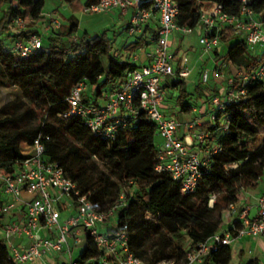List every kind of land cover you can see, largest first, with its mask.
I'll use <instances>...</instances> for the list:
<instances>
[{"label": "trees", "instance_id": "obj_1", "mask_svg": "<svg viewBox=\"0 0 264 264\" xmlns=\"http://www.w3.org/2000/svg\"><path fill=\"white\" fill-rule=\"evenodd\" d=\"M58 1L72 12H83L98 0ZM174 1L178 5L175 22L187 28H195L200 21L199 2L219 4L229 15H237L240 8L236 0ZM43 7L44 0H0V86L17 88L25 94L22 108L11 103L0 109V171L10 172L24 159L21 145L41 136L47 159L63 169L81 195L89 194L96 211H108L124 193L125 204L115 215V231L126 232L133 256L143 264H186V254L219 231L225 212L231 204H237L241 192L256 191L264 177V80L249 82L244 99L226 103L224 110L216 113L215 127H200L210 132L209 139L217 142L220 150L202 170L196 191L182 195L179 184L167 173L155 171L156 129L143 116L119 132L110 144L94 136L78 117H59L68 111L66 99L76 84L85 82L99 96L104 87L120 82L128 71L138 67L121 52L111 54L114 40L100 34L84 35L75 41L78 21L70 16L68 26L42 36L40 53L14 58L3 52L10 41L37 32L36 25L45 20ZM250 8L264 19V0H252ZM17 19L26 22L22 31L14 30ZM142 39L128 44L125 51L133 53ZM155 40L156 28L152 33ZM226 43L231 44L222 56L214 51L219 59L242 67L247 74L264 64V49L260 54L252 53L230 29L221 32V44ZM216 85L199 81L191 93L184 81H177L167 87L169 100L179 112L186 113L193 108L191 102L208 104L217 96ZM223 120L228 126L221 132ZM2 228L0 214V264H13L1 236ZM96 253L92 242L86 240L81 258ZM231 259V247L219 246L201 264H230ZM247 264L258 263L251 260Z\"/></svg>", "mask_w": 264, "mask_h": 264}, {"label": "built area", "instance_id": "obj_2", "mask_svg": "<svg viewBox=\"0 0 264 264\" xmlns=\"http://www.w3.org/2000/svg\"><path fill=\"white\" fill-rule=\"evenodd\" d=\"M236 1L240 4L237 15L224 12L219 4L199 2L200 21L195 28L176 24L178 5L174 0H98L95 5L86 7L84 13L117 10L122 16L129 15V35L155 22L156 40L145 54L146 64L128 71L120 82L104 87L99 96L94 87L85 82L76 84L66 99L68 111L59 117H78L94 136L110 144L119 132L132 126L138 116H143L155 126L156 135L162 139L155 171L167 173L179 184L182 195L193 194L202 170L208 167L220 145L209 139L210 132L199 130V118L181 122L175 117L179 109L168 99L167 87L186 80L191 70L187 57L179 59L172 52L170 37L192 34L198 29V58L207 55L213 63V68L205 66L201 70L200 81L207 84L210 79L224 85L223 94L212 97L208 103L213 108L209 124L215 127L216 113L224 110L226 103L244 99L249 82L264 80V64L247 74L242 67L214 57V51L221 47V32L225 29L241 37L252 53L264 49V19L253 13L252 0ZM43 16L41 31L36 27L37 32L10 41L3 52L14 58L40 53L42 36L56 34L60 28L55 15L43 13ZM25 24L17 19L14 28L22 31ZM136 59L133 57V61ZM227 126L228 121L223 120L219 131H226ZM20 154L24 159L10 172L0 171L1 236L13 264H31L36 259L54 264L50 256L62 257V264H143L130 252L126 232L115 231V215L125 204L124 193L108 211H96L88 200L89 194L81 195L63 169L47 159L41 136L30 144L23 143ZM212 202L211 199L209 206ZM254 205L253 217L248 216L249 208H244L235 213L228 224L223 221L217 233L186 254V264H201L211 251L219 246H231L244 237H264V194L254 197ZM235 207L236 204H231L225 214ZM86 240L95 246L96 255L74 258L73 252L84 248ZM65 255L68 258H64Z\"/></svg>", "mask_w": 264, "mask_h": 264}, {"label": "rangeland", "instance_id": "obj_3", "mask_svg": "<svg viewBox=\"0 0 264 264\" xmlns=\"http://www.w3.org/2000/svg\"><path fill=\"white\" fill-rule=\"evenodd\" d=\"M43 13L45 15H55L56 18L59 19L61 27L68 26L69 24L67 19L70 16H74L78 21L77 32L73 35V39L75 41L81 39L84 35L88 37H94L100 34H105L108 39L114 40L112 44L111 54H115V51H121V53H123L121 47L125 43L134 40V38L128 37L126 33L127 17L120 18L118 15V11H113L110 13H84L81 11L72 12L71 10H69L67 5L64 6V4L59 2L58 0H44ZM36 27L39 28L41 31L40 24H37ZM198 35V29L194 33L188 35L180 36L178 34H173L172 49L176 53V58L182 56L183 52L188 50H191L197 55L200 54V47L198 45ZM230 44L231 43L221 44V46H225V48H221L222 52L224 49L225 51H227ZM179 45L181 47L177 48ZM261 51L262 50H259L255 54H260ZM192 52L188 55V60H190L191 64L193 63L194 58V54ZM199 60L200 61L198 62V66L194 68L191 67V73L189 77L184 80L187 90L191 93H193L194 85L200 81V76L197 75V72L199 73L205 66L213 68V63L209 60L207 55L202 56V58ZM211 84L212 80L209 79L206 85L210 86ZM217 85H219L221 88H223L224 86L223 83L219 81H217ZM174 95H176V92H174ZM24 96L25 94H22L17 88L9 86H0V109L6 105H10L11 103H15L16 107L22 108L24 105ZM168 96L169 99L170 95ZM30 123L35 125L36 121L31 120ZM155 144L159 148L162 144V139L157 136L155 139ZM231 248L232 255L234 256L231 259L230 264H239L238 259H236V244L232 245ZM83 250V247L77 249V251L74 253V258H78L82 254ZM64 258H68V256L65 255ZM59 261H61V259Z\"/></svg>", "mask_w": 264, "mask_h": 264}, {"label": "crops", "instance_id": "obj_4", "mask_svg": "<svg viewBox=\"0 0 264 264\" xmlns=\"http://www.w3.org/2000/svg\"><path fill=\"white\" fill-rule=\"evenodd\" d=\"M64 6H66V4H64ZM117 10H115L116 12ZM118 15L119 17H127V21H126V33H127V22L129 19V15L127 16H122L119 11H118ZM156 28V23H148L147 25H144L141 29V31L135 35H129L127 33V36L130 38H134V40L125 43L121 48V50H123V54L124 57L127 58L128 62L134 63L138 66L140 65H144L146 64V56L145 54L147 52H149L152 47H153V43L154 41H152V33L154 32ZM139 37H142V41L141 44L137 47V49L133 52V53H127L125 51V47L130 44V43H135ZM170 43H171V49L173 47V35L170 37ZM181 46L179 45L177 48H180ZM221 48H225V46H221L219 49H217V53L220 55L223 54V52H225V49L221 50ZM121 52V51H119ZM118 51H115V54L119 53ZM172 52L175 54L176 53L173 51ZM191 50L185 51L183 52V55L177 58H182V57H187L188 59V55L189 53H191ZM127 53V54H125ZM193 53V52H192ZM194 58H193V63H190V60H188L189 63V68L191 69L194 67L198 66V62L200 61L198 56L196 53H193ZM133 57H136V61H133ZM216 59H219V57L215 56ZM209 58V57H208ZM210 60V59H209ZM220 60V59H219ZM211 61V60H210ZM197 75H201V71L198 73ZM216 89H218V91L220 92V95L223 94V88H221L219 85H216L215 87ZM191 104L193 105V107H195V110H190L189 112H179L177 111L176 114V118L181 121V122H185V121H189L192 118H199L200 119V125L202 126L203 124H209V114L212 112L213 108L212 106H210L209 104H206L205 102L202 101L201 104H193L191 102ZM204 112V113H202ZM199 130L200 127H199ZM264 194V177H262V179L260 180L259 183V187L256 191H252V192H244L241 196L240 199L238 200L235 210L231 211L229 214H225L224 215V222L228 224L230 218L235 214L240 212L242 209L244 208H249V212H248V216L249 217H253L256 214V208L254 205V197L257 195H261ZM236 244V259H238L239 264H246L247 262L251 261V260H255L257 261L258 264H264V237H259V238H255V239H251L248 237H244L242 239H239L237 241H235L232 245ZM231 245V246H232ZM230 246V247H231ZM77 250H75L73 252V257H74V253ZM231 254H232V248H231ZM234 255H232L233 258ZM50 262L54 263V264H62L63 263V259L62 257L59 256H50L49 257ZM61 259V261H59ZM31 264H45V261L43 259H36L35 261H33V263Z\"/></svg>", "mask_w": 264, "mask_h": 264}, {"label": "water", "instance_id": "obj_5", "mask_svg": "<svg viewBox=\"0 0 264 264\" xmlns=\"http://www.w3.org/2000/svg\"><path fill=\"white\" fill-rule=\"evenodd\" d=\"M82 255V254H81ZM82 257V256H81Z\"/></svg>", "mask_w": 264, "mask_h": 264}]
</instances>
